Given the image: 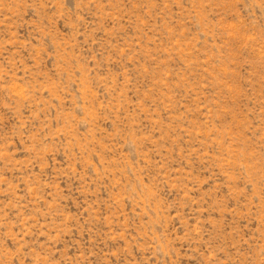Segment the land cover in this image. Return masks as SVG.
<instances>
[{"label": "rangeland", "instance_id": "obj_1", "mask_svg": "<svg viewBox=\"0 0 264 264\" xmlns=\"http://www.w3.org/2000/svg\"><path fill=\"white\" fill-rule=\"evenodd\" d=\"M0 264H264V0H0Z\"/></svg>", "mask_w": 264, "mask_h": 264}]
</instances>
